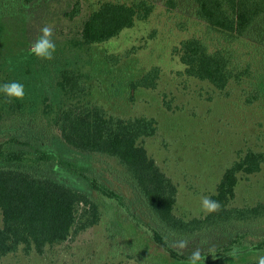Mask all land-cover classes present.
I'll return each mask as SVG.
<instances>
[{
	"label": "trees",
	"instance_id": "16d2710c",
	"mask_svg": "<svg viewBox=\"0 0 264 264\" xmlns=\"http://www.w3.org/2000/svg\"><path fill=\"white\" fill-rule=\"evenodd\" d=\"M34 1L0 0V38L4 22L25 13ZM162 2L169 11L189 12L206 27L207 36H191L177 49L188 77L222 92L244 84L246 104L264 100V0ZM156 3L100 0L85 20L78 44L92 46L118 38L148 20ZM82 11V1L77 0L71 16ZM106 58L113 66L121 61L116 54ZM56 73L52 99L44 95L42 100L34 80L39 74L30 65L0 69V85L18 81L25 89L24 98L11 103L0 93V264L20 249L43 254L48 246L98 224V196L121 208L139 231L179 262H189L194 249L201 252L200 264L213 257L264 251V201L232 205L242 178L263 170L264 148L240 152L226 168L210 196L220 203L219 211L195 218L179 216L178 186L143 144L156 136V119L112 114L90 99L86 76L66 67ZM159 77L160 68L153 67L135 79L132 88L154 89ZM10 120L15 123L9 125ZM46 120L51 121V130ZM79 155L109 161L98 160L99 168L80 163Z\"/></svg>",
	"mask_w": 264,
	"mask_h": 264
},
{
	"label": "rangeland",
	"instance_id": "374dc122",
	"mask_svg": "<svg viewBox=\"0 0 264 264\" xmlns=\"http://www.w3.org/2000/svg\"><path fill=\"white\" fill-rule=\"evenodd\" d=\"M76 1L36 0L25 13L6 20L0 38V69L9 71L18 63L25 68L30 65L39 74L34 80L41 99L44 95L52 99L58 80L56 69L66 67L86 76L90 99L103 104L110 113L155 118L158 132L143 144L178 186L176 214L186 218L205 216L202 198L215 193L223 173L238 154L249 148H264V100L248 105L244 84L222 92L185 74L177 49L183 40L206 33L205 25L189 12L169 11L162 0H157L148 20L107 43L81 46L80 31L100 0H81V15L72 17ZM44 26L54 30L56 52L51 60L31 53V45ZM110 54L121 57L118 65L108 63L106 55ZM153 67L160 68L157 87L133 89L132 82ZM10 121L7 124L15 123ZM50 123L46 120L49 130ZM95 157L78 156L80 163L87 161L99 168L98 160L109 161L104 156ZM122 188L127 191L125 186ZM97 199L101 205L98 224L79 230L64 243L48 246L43 254H27L20 249L6 256L2 264H189L171 258L117 205L101 196ZM258 201H264V167L260 173L242 178L232 205ZM259 256H264V251L213 257L207 264H241L258 260Z\"/></svg>",
	"mask_w": 264,
	"mask_h": 264
},
{
	"label": "clouds",
	"instance_id": "9594fccd",
	"mask_svg": "<svg viewBox=\"0 0 264 264\" xmlns=\"http://www.w3.org/2000/svg\"><path fill=\"white\" fill-rule=\"evenodd\" d=\"M54 30L51 27L44 26L39 29L35 41L31 45V53L39 59L51 60L56 52V44L53 40ZM0 93L7 99L6 103L13 100H22L25 96L24 85L18 81L4 83L0 85ZM221 205L218 201L212 200L210 197H203L201 200V208L204 212L211 214L219 211ZM184 245H181L183 247ZM189 264H199L201 260V252L194 249L189 256ZM258 264H264V256L258 257Z\"/></svg>",
	"mask_w": 264,
	"mask_h": 264
}]
</instances>
